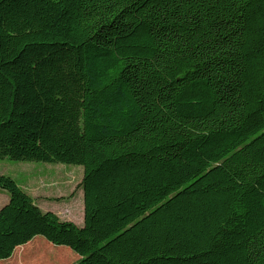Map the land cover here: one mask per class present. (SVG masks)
<instances>
[{"label": "trees", "instance_id": "trees-1", "mask_svg": "<svg viewBox=\"0 0 264 264\" xmlns=\"http://www.w3.org/2000/svg\"><path fill=\"white\" fill-rule=\"evenodd\" d=\"M3 158L81 165L83 225L0 174V260L264 264V0H0Z\"/></svg>", "mask_w": 264, "mask_h": 264}, {"label": "rangeland", "instance_id": "rangeland-1", "mask_svg": "<svg viewBox=\"0 0 264 264\" xmlns=\"http://www.w3.org/2000/svg\"><path fill=\"white\" fill-rule=\"evenodd\" d=\"M0 174L11 177L43 211L83 225L81 165L0 159ZM70 264H74L73 261Z\"/></svg>", "mask_w": 264, "mask_h": 264}, {"label": "crops", "instance_id": "crops-1", "mask_svg": "<svg viewBox=\"0 0 264 264\" xmlns=\"http://www.w3.org/2000/svg\"><path fill=\"white\" fill-rule=\"evenodd\" d=\"M7 201L8 194L0 189V207ZM79 259L80 256L70 248L53 245L43 237L35 236L29 242L17 246L9 258L0 260V264H70L71 261L75 264Z\"/></svg>", "mask_w": 264, "mask_h": 264}]
</instances>
